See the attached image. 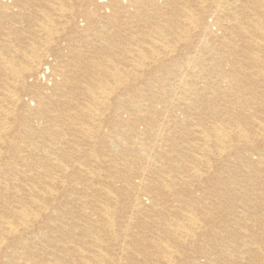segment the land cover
I'll return each instance as SVG.
<instances>
[{
  "label": "bare ground",
  "instance_id": "bare-ground-1",
  "mask_svg": "<svg viewBox=\"0 0 264 264\" xmlns=\"http://www.w3.org/2000/svg\"><path fill=\"white\" fill-rule=\"evenodd\" d=\"M0 264H264V0H0Z\"/></svg>",
  "mask_w": 264,
  "mask_h": 264
}]
</instances>
